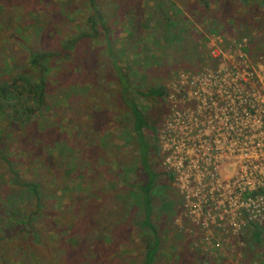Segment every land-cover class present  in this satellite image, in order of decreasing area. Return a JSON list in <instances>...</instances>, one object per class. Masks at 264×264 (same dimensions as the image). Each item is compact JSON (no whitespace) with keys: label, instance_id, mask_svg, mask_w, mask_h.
I'll use <instances>...</instances> for the list:
<instances>
[{"label":"rangeland","instance_id":"374dc122","mask_svg":"<svg viewBox=\"0 0 264 264\" xmlns=\"http://www.w3.org/2000/svg\"><path fill=\"white\" fill-rule=\"evenodd\" d=\"M120 1L124 0H92L98 8L101 7L107 12V17L104 16L103 22L105 21L104 25L110 29L108 30L110 50L115 52L113 55L120 65L129 67L130 72L127 75L129 74L132 78L131 87L141 90L148 83L156 85L159 82L165 85L166 90L164 97L158 99V104H154L148 97L133 95L136 104L144 114L148 115L150 119L157 117L154 125L155 137L145 138L147 145L149 139L152 143L155 139V146L159 149L155 156V152L148 147L146 154L149 171L155 175L151 191L152 194H155L151 196L152 218L160 240V248L154 264H264V233L259 237L258 243H253L250 240L251 224L261 226L260 228L264 230V218L254 216V213L250 211L253 205L263 208V200L253 202L248 208L242 201H238L230 207L226 202V190L222 182L220 193L215 191V187L207 185L198 190V198L195 201L193 199L190 205L191 209L186 207L182 193L186 179L180 177L179 184L176 180L178 174L171 170L166 160L180 162L181 171L190 164L188 161L193 160L195 156L190 153V150H187V154L183 149L174 152L173 146L171 147L165 142V137L168 134L165 124L175 110L181 112V109H186L187 105L184 104L187 103V91L192 78L200 74L205 75L207 72L222 75V72L228 71L229 74H241L238 79L229 80L247 92L245 82L239 80L245 78L244 73H241L243 56L245 55L246 61H249L254 67V63L260 61L264 55L249 58L245 54V51L250 47L249 44L246 47L243 45L237 48L240 51L237 53L230 40H221L216 38V35L207 34L203 28L206 21L202 19L200 12H193V16H196L195 20L185 17L187 15L183 12L179 15L175 13L177 15L174 16L176 23L189 24V26H185V29L192 34L190 40L195 46L188 55L194 54L193 58L197 57L198 60L190 68L175 72L160 70V73L156 59L166 57V51H161L164 49L163 45L156 42L159 36L153 30L154 24L149 21V28L145 25L149 20L148 12L144 11L142 14L144 24L141 21L132 20V12L141 9L142 5L148 11L151 9L157 13L153 10V5L157 0H140L139 8L133 2L122 9ZM37 6V12H46L50 9L51 15L54 16L53 25L56 24L54 28L50 27L48 31V29H44V24L39 26L36 23L37 19L41 20L42 18L40 14H35ZM176 6L179 7L177 3ZM87 7L88 5L83 0H47V3H42V1L38 3V0H0V84L13 72L23 70L30 52L36 53L39 49L46 47L54 54L63 45L64 40L68 39L69 34L72 35L77 31L90 35L77 43L74 50L70 51L72 53L70 61H55L47 64L48 73L45 81L48 108L44 109L47 113L42 112L39 119L33 124V128L37 132L36 135L34 137L26 136L24 140H21L20 133L12 132L11 137L14 140H2V145H0L1 153L14 163V171L20 180H33L38 183L43 196L42 207L44 210L49 213L51 211L64 212V217H68L69 222L63 218L65 226L62 229L60 227L52 228V225L48 224L49 218L43 216L44 218L39 224L41 233H46L50 229L56 232V234L53 233L54 237L47 236L46 250L40 251L36 255L37 260L34 261L33 257L28 256L30 250L27 253L17 250V246L22 249L26 248L21 238L17 240L18 243L12 240L8 244V251L11 255L7 258L1 257L2 247L0 246V264L2 261L5 264H25L26 261L28 264H69L74 262L76 260L74 256H65L62 252V241L66 240L69 234L66 227L69 226V223L72 224L75 215L84 223L85 210L96 219L100 217V222L103 224L109 223L116 229L115 233L120 231V225L124 226V231L117 234L118 242H105L110 246V250H115L118 255L113 259V264H139L140 262L142 236L129 225L131 220L129 213L120 216L124 223L111 217V214L119 208L114 205L123 188L129 186L127 188L132 189L131 183L141 184L145 176L146 180L148 177L145 172L144 175L139 173L134 165V157L138 153L137 147L135 145V151H133L134 145L126 132L127 119L120 118L122 115L120 107L124 108L125 105L123 103H120V106L115 104L110 97L111 91L105 89H113V85L110 84L112 77L109 69L110 57L101 34L92 37L91 32L87 30V23H85L89 14ZM125 10L127 11L125 12ZM18 23H21L20 28H16ZM60 25L68 27V30L63 29ZM136 25L140 26V30L143 31L140 34L144 40L143 44L137 39L132 41L138 35ZM175 29V26H172L169 33L164 34V39L171 40L170 35ZM43 30L44 33H42ZM257 31H252V40L260 36ZM144 47L147 48L148 55L154 59L150 71H147L139 61L143 56L142 49ZM168 49L170 54L174 53V47ZM197 51L200 54H196ZM82 55L92 59V62L90 59L80 66L83 70V77L76 75L78 58ZM206 55L209 56V59L206 58ZM239 55L242 56L239 57ZM76 88L80 92H75L74 96L67 94L63 96L66 89L74 91ZM253 89L256 90L255 86L251 85L248 93H254ZM259 93L264 94L262 91ZM77 95L82 96L76 97ZM83 97L88 98L82 99ZM78 101L84 104L87 102L89 107L81 108ZM159 110L161 113H158ZM83 123L84 126H82ZM105 125L107 126L105 127ZM119 131H121V137L118 134ZM206 132L213 131L208 127ZM113 136L116 140L112 139ZM93 137L102 139V141L104 139V145L102 146L101 142L97 144V147L93 146L91 143ZM107 139L110 142L109 145L105 142ZM58 153L62 155L57 156ZM118 163H121L122 167L118 168ZM129 165L132 167L129 168ZM118 169L121 170L118 177L126 180V186L120 187L119 182H114V175ZM225 169V165L222 163L219 167L221 180H225ZM143 170L145 171V168ZM161 171L170 173L172 179L161 175ZM12 180L13 177L4 172L3 163L0 161V227H7L8 221L13 223L11 219L5 221L1 214L2 209H9L8 206L11 202L17 213L16 216H23L24 194L13 186ZM90 180L94 182L93 191L88 183ZM158 181L160 184L157 186ZM188 185L191 194L197 191L194 181H188ZM158 189L159 192H157ZM211 191L214 195L219 196L216 199L214 196L213 199H210ZM13 197L16 201H12ZM122 202L120 203L123 204ZM74 203L75 208H72ZM79 204H85L86 208L83 211L78 209ZM10 206L12 208V204ZM104 210L107 211L106 220L103 219L106 214ZM191 210L194 212L191 213ZM95 211H98L97 214ZM134 213L136 214V212ZM55 219L57 220L59 217H55ZM10 229L12 231L16 229L14 224ZM88 230L90 231V228ZM21 236L26 237V234ZM51 242L53 243L51 244ZM90 258L92 259L89 256ZM75 264H81V262ZM100 264L111 263L107 259L101 258Z\"/></svg>","mask_w":264,"mask_h":264},{"label":"trees","instance_id":"16d2710c","mask_svg":"<svg viewBox=\"0 0 264 264\" xmlns=\"http://www.w3.org/2000/svg\"><path fill=\"white\" fill-rule=\"evenodd\" d=\"M41 1L42 3H47V0H38V3ZM83 2H85V4L88 5L87 8H89V14L85 21V23H87V30L91 32L92 37H96L101 34L105 40L107 53L110 57L109 69L112 74L110 84L113 85V89H105L111 91L112 94L110 97L115 104L117 103L120 106V103H123L125 105L124 108L120 107L122 111L120 118L123 120L127 119L128 128L126 132L129 134L132 144L134 145L133 151H135V145L137 147L138 153L135 154L134 165L139 173L144 175L145 172L148 177L146 180L145 176L141 184L137 185L136 183H131L130 187H132V189H128L129 186H127L128 188H123V191L117 197L116 204L114 205L119 208L112 212L111 217H114L121 223H124L121 221L120 216L125 215V213H129L131 218L129 225L142 236V241L140 242L141 259L139 264H154L156 255L160 248V240L158 237V231L153 225L154 221L152 218L153 205L151 196L155 194H152L151 191L153 189L152 185L155 182V175L149 171L146 154L148 147L155 152V156L158 154L159 149L155 146V139L153 143L150 142L149 139L147 145L145 138L148 136H150L149 138L155 137L154 125L157 117L150 119L148 115L144 114L142 109H140L136 104L133 95L148 97V99L152 100L154 104H158V99L164 97L166 93L165 85L159 82L156 85L155 83H148V85H144L141 90L131 87L132 78H130L129 74L127 75V73L130 72L129 67L120 65L117 58L113 55L115 52L110 50L111 48L108 46V30L110 29L104 25L105 21L103 22L104 16L107 17V12H105L101 7L98 8L97 4L93 3L92 0H83ZM133 2L135 6L139 8L141 2L140 0H124L120 1V4H122L121 9ZM175 2L180 8L176 6ZM153 8V10L157 13H154L151 9H149V12L142 5L141 9H137L132 12V20H138L144 24L142 14L144 11L148 12L147 17L149 20L145 23V25L149 28V21L154 24L153 30L154 32H157L156 35L159 36V38L156 39V42H159L157 44L163 45L164 49L161 51H166V57L156 59L159 71L165 70L164 72H175L187 69L198 60L197 57L193 58L195 56L194 54H192V56L188 55L193 51L195 46L190 40L192 34L185 29V26H189V24L184 23V21V25L175 22L174 16H177L182 12L187 15L185 17H189L193 20L196 19V16H193V12H200V16H202V19L206 21L203 28H205L207 34L209 35H216L222 40L236 41L245 39L250 45L248 50L245 51L249 56H256L257 54H262L264 52V0H192V2L191 0H157L153 5ZM37 10L38 6L35 9V14H40L42 18L41 20L37 19L36 23L39 26L44 24V29H48V31L50 30V27L54 28V25L56 24L53 25L52 19L54 16L51 15L50 9L46 12H37ZM127 10H125V12ZM175 13H177V15ZM45 19L46 22H44ZM55 21L58 22L59 20ZM45 23H47V25H45ZM172 26H175L176 29L170 35L171 40H165L163 36L164 34L169 33ZM20 27L21 23H18L16 28ZM61 27L68 30V27L66 26L62 25ZM136 29L138 31V35L133 38L132 41L134 42L137 39V41H140L143 44L144 40L140 35L143 31L140 30V26L138 25H136ZM253 30H258L257 32L260 35L256 37L255 40L251 39ZM42 33H44V30ZM89 36L90 35H88V33L85 34L83 32L79 33L75 31L72 35H68V39L64 40L63 45L54 54H52L50 50L46 49V47L45 49H39L36 53L30 52L23 70H18L15 73L13 72L14 74L12 73L0 84V122L2 124V127L0 128V145H2V140H14L11 137L12 132L20 133L19 137L21 140H24L26 136L34 137L36 135L37 132L33 128V124L39 119V115L42 112L47 113L45 110L48 108L46 105L48 93L45 81L46 74L48 73V69L46 67L47 64L50 62L54 63L55 61H70L72 58V53H70V51L74 50L77 43L85 40ZM144 38H146V35H144ZM170 47H174V53L172 54L169 53L168 48ZM140 48H142V46H140ZM146 50V47L142 49L143 56L139 61L147 71H150L151 66L154 63V59L152 56L148 55V51L146 52ZM198 53L200 54V52L197 51L196 54ZM206 58L209 59V56L206 55ZM90 59L91 58L89 56L85 55L78 58L77 76H82L83 70L80 66L87 63ZM75 92L78 93L80 91L78 88L74 91H67L66 89L63 96H65V94L74 96ZM80 96L82 95H77L76 97ZM84 98L88 97H83L82 99ZM78 103H80L81 108L89 107L87 102L84 104L78 101ZM158 113H161V111L159 110ZM103 121L105 120L103 119ZM82 126H84V123ZM106 126L107 125H105V127ZM26 128L28 129L27 131ZM75 130L78 133L77 128ZM93 131L96 132L94 129ZM118 134L120 137L122 136L121 131H119ZM112 139L116 140L115 136H113ZM101 142L103 146L104 139L102 141V139H96L93 137L91 141L92 145L95 147H97V144H100ZM105 142L107 145L110 144L108 139L105 140ZM59 155L62 154L58 153L57 156ZM0 161L3 163L4 172L13 177V186L20 189V191L24 194L23 216H16L17 213L14 210L12 202L10 203L12 204V208L9 204V209H2L1 214L4 217V220L8 221L11 219L13 223H9L8 221L7 227H0V246L2 247L1 257L7 258L10 256L11 253L8 251L9 242L13 240L18 243L19 241L17 240L21 238L22 242L25 243L26 248L22 249L20 246H17V250H21V252L26 253L30 250V254L28 256L33 257V260L36 261V255L40 251L44 252L48 246L47 236L54 237L53 233L56 234V232L51 229L46 232L47 234L41 233L39 224L42 221V218H44L43 216H47L49 218L48 224L52 225V228L60 227L62 229L63 226H65L62 221L63 218H66L64 217L65 213H58L56 211H51L49 213L44 210V207H42L43 196L42 192H40V186L38 183L33 180L21 181L17 176L16 171H14V163L1 153V148ZM131 161L133 160L131 159ZM120 166L122 167L121 163H118L117 167L120 168ZM128 167L130 168L132 166L129 165ZM143 168H145V171ZM161 172V175H166L170 180L172 179L170 173ZM120 173L121 170L118 169V172L114 175V182H119L121 184L120 187L124 185L126 186V180L119 179L121 177H118ZM88 183L91 191H93L92 187L94 186V182L90 180ZM159 184L160 182L158 181L157 186ZM56 189H58V187H56ZM157 192H159V189ZM126 199H128V201H126ZM12 201H16V199L13 197ZM71 207L75 208V203ZM85 208V204L78 205V209H82V211ZM97 212L98 211H95V214H97ZM134 212H136V214ZM106 216L107 211L103 216L104 220H106ZM55 217H59V219L56 220ZM66 219L69 222V218L67 217ZM100 219V217L96 219V217L88 214V211L85 210L84 223L75 215V218L72 220V224L69 223V226L66 227L68 228L69 234L67 235L66 240L62 241L61 250L65 256L71 255L76 258L74 262L69 264H75L76 262H81V264H100L101 258L107 259L111 264H113V259L118 255L115 250L111 251L110 246L106 245V243L118 242L117 234L124 231V226L120 225V231L115 233L116 229L114 227L110 226L109 223L106 225L103 224L100 222ZM12 224H14L16 228L13 231L10 229ZM40 227L43 229L42 226ZM89 228L90 231L88 230ZM263 233V229L257 225H251L250 240L253 243H258L260 241L259 237ZM24 234H26V237L21 236ZM53 242H51V244ZM89 256L92 257V259H89ZM1 264H5V262L2 261ZM25 264H28L27 261Z\"/></svg>","mask_w":264,"mask_h":264},{"label":"built area","instance_id":"2783aa9c","mask_svg":"<svg viewBox=\"0 0 264 264\" xmlns=\"http://www.w3.org/2000/svg\"><path fill=\"white\" fill-rule=\"evenodd\" d=\"M230 42L237 53L240 52L237 48L248 44L245 39ZM262 55L257 54L256 58ZM243 57L241 73L245 78L239 80L245 82L247 92L229 80L238 79L241 74H229L228 71L222 75L200 74L189 83L188 99L184 104L186 109H181V112L175 110L165 124L168 132L165 142L173 146L174 152L183 149L187 154L190 150L195 156L181 171L180 162L166 160L171 170L178 174L177 181L180 177L186 179L182 193L185 205L190 209L193 199L198 198V190L210 185L220 193L222 182L230 207L238 201L247 208L257 200L264 202V94L259 93L264 92V57L254 63V67L246 61L245 55ZM251 85L256 88L254 93H248ZM208 127L213 132L207 133ZM222 163L226 168L225 180L219 178ZM188 181L196 184L197 191L193 194ZM213 196L216 199L219 195L211 191L209 198L213 199ZM250 211L254 216L264 218V207L253 205Z\"/></svg>","mask_w":264,"mask_h":264},{"label":"crops","instance_id":"0c3cea01","mask_svg":"<svg viewBox=\"0 0 264 264\" xmlns=\"http://www.w3.org/2000/svg\"><path fill=\"white\" fill-rule=\"evenodd\" d=\"M250 227H251V225H250Z\"/></svg>","mask_w":264,"mask_h":264}]
</instances>
